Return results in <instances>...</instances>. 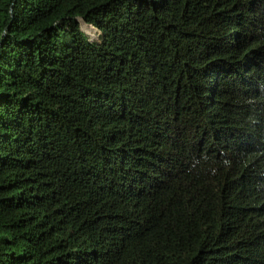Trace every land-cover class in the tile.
I'll list each match as a JSON object with an SVG mask.
<instances>
[{
  "label": "trees",
  "instance_id": "obj_1",
  "mask_svg": "<svg viewBox=\"0 0 264 264\" xmlns=\"http://www.w3.org/2000/svg\"><path fill=\"white\" fill-rule=\"evenodd\" d=\"M0 264H264V0H0Z\"/></svg>",
  "mask_w": 264,
  "mask_h": 264
},
{
  "label": "rangeland",
  "instance_id": "obj_2",
  "mask_svg": "<svg viewBox=\"0 0 264 264\" xmlns=\"http://www.w3.org/2000/svg\"><path fill=\"white\" fill-rule=\"evenodd\" d=\"M89 32L94 33V30L93 31H89Z\"/></svg>",
  "mask_w": 264,
  "mask_h": 264
}]
</instances>
